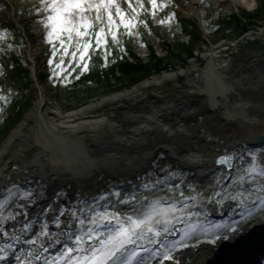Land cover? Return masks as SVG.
I'll use <instances>...</instances> for the list:
<instances>
[{
    "label": "bare ground",
    "instance_id": "1",
    "mask_svg": "<svg viewBox=\"0 0 264 264\" xmlns=\"http://www.w3.org/2000/svg\"><path fill=\"white\" fill-rule=\"evenodd\" d=\"M225 1L233 4L230 11H235L239 6L254 10L257 6L255 0L218 2L225 4ZM199 5L200 0H191L185 14L203 19L204 12L200 11ZM259 33L264 34V29ZM220 48L207 40L205 48L200 47L199 53L192 56L188 67L164 69L129 88L102 94L69 112H64L61 106H50L47 88L39 80L40 64L36 59L39 49H28L31 69L29 95L33 101L0 144V193L14 188L13 185L27 188L29 184L28 188L31 186L33 191L36 188H39L38 191H49L50 198L46 196L48 199L44 201L43 195H35L36 202L30 205L36 208L31 214L19 217L14 228L9 230L5 226L10 235L5 237L0 232V245L14 243L17 252L21 248L27 249L29 246L23 241L40 231L45 224L41 223L44 216L50 234H55L54 238L61 241L46 254L55 255L63 249L65 242L71 243L66 235L69 229L63 223L60 227L53 223L59 210L78 206V201H83L89 207H98L94 199L106 192L119 190L121 198L135 194L137 200L144 197L149 200H179L181 189L185 190L186 195L202 193L203 197L214 196L221 189L233 191L234 179L250 166L251 157L247 153L259 154L264 151V142L259 140L264 135V100L260 101L250 94L264 90V71H245L242 77L232 79L228 73L231 59L218 61ZM248 55L252 63L260 58L256 53L248 52ZM203 59L206 64L201 67L198 60ZM178 78L186 79L187 85L181 87ZM169 82L184 89L186 98L176 97L175 102L165 106L147 105L144 113L136 115L115 112L124 104L143 100L150 91H161ZM101 108L116 109V115L95 117L93 114ZM105 126L108 131L101 133L100 129ZM233 153L237 156L231 160L232 169L227 163L221 165L216 162L219 157ZM240 155H244L243 160L239 158ZM259 160L258 157L257 162ZM149 163L156 166L144 168L143 165ZM260 166L264 167V164ZM166 176L167 182L173 185L171 191L166 188L150 191L141 187L142 184H154L156 179ZM176 184L181 187L176 188ZM64 185L70 188L64 190L61 187ZM84 185L87 187L85 190ZM189 185L195 191L189 190ZM55 195L58 197L54 204L56 207L46 213L48 206L54 203L51 200ZM257 195L264 193H253L251 197L245 194L248 206L244 208L237 201L198 206L195 211L200 212L199 221L214 218L216 221L211 224L222 225L220 229H225L223 235L227 238L212 244V238L205 237L189 244L188 248L174 253L179 264H235L238 258L254 264L249 254L255 246L249 242L257 237L264 240V219L248 225L243 231L238 224L245 220L251 210L259 207L258 202L255 206L251 205ZM75 196L77 198L74 199ZM12 197L15 204L22 201L20 195ZM64 200L73 203V207L66 206ZM118 207L122 215L130 211L125 206ZM90 215L86 213V216ZM23 223H30L34 229L21 231ZM182 225L177 224L176 228L183 229ZM229 225L236 231L232 232ZM13 229L21 237L19 243L12 239ZM72 230L78 231L75 221ZM0 264H16L15 253L6 261H0ZM153 264H159V261L155 260Z\"/></svg>",
    "mask_w": 264,
    "mask_h": 264
},
{
    "label": "snow or ice",
    "instance_id": "2",
    "mask_svg": "<svg viewBox=\"0 0 264 264\" xmlns=\"http://www.w3.org/2000/svg\"><path fill=\"white\" fill-rule=\"evenodd\" d=\"M136 3L139 9H144L142 0H136ZM150 4L153 16L156 15L158 8L167 6L162 3L158 4V0H150ZM127 6L135 15L130 17L118 0H39L32 11L35 13V18L47 29L46 41L52 46V58L54 59L57 52L63 49L60 64L57 65L61 72H53L55 82L59 83L62 72L67 71V68L63 67L64 56L68 54L73 41H75V51L72 53V58L76 62V67L72 68V72H75L77 68L81 73L89 71L88 61L91 59L89 53L93 44L97 51L103 48L106 66L110 54L109 35L113 42L119 43L117 37L120 27L127 30L128 35L131 36L132 30L139 23L137 20L139 12L137 7L133 6L132 0H128ZM174 16L175 13H172L167 21L161 19L159 23H170ZM97 22L103 26L99 28V31H91ZM8 36V29H0V44H3ZM56 42H59V48ZM12 47V44H6V48L11 49ZM4 51L5 47H0V53ZM53 59L49 60L50 64ZM2 67L0 65V69ZM75 78L79 79V76ZM63 79L67 81L68 77L65 76ZM3 98L0 96V99ZM2 111L3 109L0 108V112ZM236 156L235 153L221 156L216 162L221 165L227 163L229 167H232L230 161L236 159ZM247 156L251 157L250 166L234 179L233 191L221 189L215 192L214 196L203 197L202 193L186 195L185 190L181 189L179 200H149L147 197L137 200L135 194L121 198L119 190L106 192L94 199V204L98 207H89L83 201H78V206L71 209L62 207L59 210L53 223L57 227L63 223L69 229L66 235L71 243L65 242L63 249L55 255L46 254L51 247H55L61 241L54 238L55 234H50L48 224L45 223L39 232L23 241L29 246L27 249L21 248L17 252L14 243L0 245V261H6L15 253L16 264H153L157 258H159V264H179V259L174 256V253L188 248L190 246L188 242L193 239L197 231L204 234L213 231V229L202 226L198 219L200 212L195 211L198 206H204L205 203L223 205L226 201H237L240 206L247 207L245 194L251 197L253 193H264V183H261L264 181V167L260 166L264 164V151L259 154L248 152ZM258 157L259 162H257ZM239 158L243 160L244 155H240ZM171 175L174 176L175 173ZM167 181L166 176L163 179H156L154 184H142L141 187L150 191L165 188L171 191L173 185ZM216 183L219 184L220 181L217 180ZM175 187L180 188L181 186L176 184ZM188 189L195 191L191 185ZM113 196L116 197L115 200L112 199ZM217 197L220 199H216ZM21 199L27 200L28 204L36 202L35 195L30 191H24ZM257 202L264 209V195H257L252 201V206H255ZM121 205L129 208L130 211L122 215L118 207ZM27 206L26 204H15L12 196L0 201V232L5 237L10 235L9 231L5 230L7 223L27 216ZM48 211H53L52 205L45 210L46 213ZM86 213L91 215L86 216ZM65 217L66 219L62 220ZM73 221L77 223L78 231L72 230ZM113 222L115 223L114 228L110 227ZM177 224L185 225L179 239L171 241L170 244L162 242V238L167 240L169 235H175ZM31 227L30 223H23L21 231ZM221 227L220 224L213 226L214 229ZM228 227L232 232L236 231L231 225ZM222 238H227V236L213 232L210 243L215 244ZM12 239L17 243L21 241L15 229L12 232ZM156 245L158 247H153Z\"/></svg>",
    "mask_w": 264,
    "mask_h": 264
},
{
    "label": "rangeland",
    "instance_id": "3",
    "mask_svg": "<svg viewBox=\"0 0 264 264\" xmlns=\"http://www.w3.org/2000/svg\"><path fill=\"white\" fill-rule=\"evenodd\" d=\"M219 0H200V11L204 12V17L203 19H201V22L203 24L204 27V32L202 30V32H200V34H204L202 35V39L201 41L198 42V47H204L205 48V43L206 41H211L212 45L216 46H220L221 48L219 50H221V52H219L218 56V61L221 62L222 60H226L227 59H231L232 64H231V68H230V72H228L232 79L234 78H239L242 77L243 73L245 71H247L248 73L251 71H257V70H262L264 71V34L259 33L260 30L264 29V15L260 14L257 15V13L261 12L260 9H256L254 13H250V11L248 9H245L242 6H239L238 9H236L235 11H230L229 8L232 7V3L229 1H225V4H220L218 2ZM257 1V7L261 6V0H255ZM39 0H16V7L14 8L15 10L13 11L9 5L3 1L0 0V29L1 28H9L12 25L13 20L16 21H20L21 20V16L19 14V12L17 11L18 9L20 10L23 5L25 7V5H32L34 3H38ZM118 2L121 4V7L123 9L128 8L127 4H128V0H118ZM143 2V0H142ZM132 3L135 7L137 6L136 0H132ZM179 9L178 11L180 12L181 15H185V12L187 11L188 7L191 5V0H179ZM220 11H222L221 13H224L228 16H230V14L232 15H236L238 14L241 19L242 22L244 24H247L249 27L246 31V33H244V30L239 29L237 27H230L227 28L226 31L224 32L226 34V38L225 37H221L224 36V34H216L211 32V33H207L206 31V26H205V22L207 21L209 23V21L212 19L211 17L215 18V21L218 20L217 17V12L216 9H219ZM261 8V7H260ZM24 13H27L28 11H26V8L23 9ZM249 11V12H247ZM21 13V12H20ZM219 14V13H218ZM247 15H257L255 17H250V19L248 18ZM220 15V14H219ZM251 16V15H250ZM191 19V18H190ZM22 20L25 21V27H27L28 29H30V33L32 35L29 36V43H31V47H35L37 49H39V55H37V61L38 64H40L39 67V80L41 82L42 85H44L47 88V95H49V99H50V106L56 108L58 106H61L63 108L64 112H69V110H72L73 108L76 107V105L74 104L72 98L67 97L66 95H64V89L63 87H58L55 86L54 84H52V82L46 80L44 81L42 79V77L44 75H46L47 71H48V56H49V51H50V45L45 41V33L47 31H45L44 26L35 18V16H30L28 18H22ZM254 24V25H253ZM208 25V24H207ZM103 25H101L102 27ZM136 30V31H135ZM158 30L160 31V35L163 36L165 38L164 42L161 43L160 40L157 39V37L155 36V33H151L150 35L146 33V35H144L147 38H144L142 40L141 38H138L137 36L133 38L132 43L134 42L136 44V56L137 58L144 60L145 62H151V46H153V48L155 49V53L157 55V57L159 58H163L166 57L167 55V45L165 46L166 43L168 44H173V42H180L182 44L186 43L189 44L191 43V41L193 40V35H189V34H176V29L173 28L172 30H170V27L164 23V24H160V26L158 27ZM99 31V30H98ZM133 33L136 32L139 33V31H137V29H133L132 30ZM175 33L176 35H172V33ZM247 33L249 35H247ZM244 34V35H243ZM247 35V37H246ZM110 38V35H109ZM108 38V42L110 41V39ZM204 38V39H203ZM28 47H24L23 49V54L25 55V57L27 58V51H28ZM48 49V51H47ZM248 52L250 53H256L258 55H260V58L255 61L254 63L249 61V55ZM199 50L195 48L194 50V54H198ZM187 55L184 54L182 55L181 60H177V62L174 65H170L172 63H174V60H167L164 64H166V66H168V68H174L176 67H180V65H182L183 63V59L187 58ZM128 60H130V62H137V60L131 55V57H128ZM189 60V59H188ZM188 60L186 62L187 65H185V67H188ZM191 60V59H190ZM198 64L201 67H204L206 64V60H198ZM2 63L4 65L7 66V64L9 63V61L7 62L5 59L2 61ZM157 73V72H156ZM155 74V73H153ZM117 75H121L120 73H118ZM179 79V78H178ZM28 84H29V80ZM112 83H116L115 81H111ZM178 84L181 87H185L187 85V81L186 79L180 78ZM176 83L173 82H169L167 85L164 86V88L161 91L158 92H149L148 97L143 98V100L138 101L137 103H128V104H124L122 105L120 108L117 109V114H125V115H136L139 113H144L143 109L145 106L147 105H152V106H165L168 104H172L173 102H175L176 97L178 98H186L187 96V92H185L184 89H181V87H177ZM101 86V85H100ZM99 84H92L91 87L92 88H100ZM121 86V84L119 85ZM83 90H86V86H81ZM258 92V93H257ZM111 93V92H109ZM26 94V93H25ZM87 92H82L81 96L86 95ZM105 94V93H101ZM250 94L254 95L256 97V99L264 100V90L259 92V91H252L250 92ZM250 96V95H248ZM27 97L29 99V103L26 106L27 108H30L33 98L32 96L27 94ZM100 97V96H99ZM245 97H247L245 95ZM79 105H82L79 104ZM26 108V109H27ZM190 108V107H189ZM114 110L116 109H111V108H106V109H100L98 110L96 113H94L93 115L95 117H101V116H114L116 115V113L114 112ZM149 114V113H147ZM102 131H108V128L102 127L100 129V132L102 133ZM144 168H152L151 166H156L153 163H149L146 165ZM82 184V183H81ZM27 185V184H25ZM29 185V184H28ZM28 185L26 186L28 188ZM64 190H68V188H70L69 186H61ZM60 187V188H61ZM23 188L21 186L19 187H14L9 189L8 191L5 190L2 193H0V201H3L6 197L9 196H22V193L24 191H30L32 192L34 195H36V197H39L41 195H43V200L44 199H48V195H49V191H38L39 188L32 189V187L30 186V188ZM47 188V187H46ZM83 189H87V187H85V185L83 186ZM8 193L10 195H8ZM48 196V197H46ZM50 198V197H49ZM77 198V196L74 197V199ZM24 201L26 202V200L22 201H16L17 205L18 204H26L28 205L26 208L27 213L31 214V212L36 208L33 205H30L28 203H24ZM45 201V200H44ZM55 201H58V197L55 195L52 197L51 202L52 204V208L56 207ZM88 201V200H85ZM64 204L68 207H73V203H71L68 200H64L63 201ZM252 205V204H251ZM242 208H244L243 206H241ZM251 210V209H250ZM207 218V217H206ZM264 219V209H262L260 206L255 208V210H251L249 212V215L246 216L244 221H241L238 224V227L241 228V230H245L247 227H249L248 225H251L253 223H256L257 221H262ZM41 223H47V218H45L44 216L41 219ZM215 219L213 218H207L202 220L201 224H205L204 228H208V229H213V231L208 232L207 234L201 233L200 231H197L193 237L192 240H190L188 243L192 244V243H197L200 240H203V238L205 237H209V238H213V232H215L218 235H223L225 233V229H214L211 223L214 221ZM216 221V220H215ZM216 225V224H215ZM16 226V222L15 221H9L6 225V227L10 230L11 228H14ZM183 228L185 227V225H182ZM34 227H31L30 230H33ZM176 233L175 235H169L167 240H163L162 238V242L166 243V244H170L171 241L173 240H177L176 238L179 236V234L182 232V229L176 228ZM263 237H257L255 240L250 241L249 243L253 244L254 246H257L259 244H262L263 242ZM153 247H158V245L153 246ZM145 255H149V254H145ZM235 259V258H234ZM241 259V258H238ZM237 260V259H236ZM156 261H159V258L156 259ZM219 264H226V262H221Z\"/></svg>",
    "mask_w": 264,
    "mask_h": 264
},
{
    "label": "trees",
    "instance_id": "4",
    "mask_svg": "<svg viewBox=\"0 0 264 264\" xmlns=\"http://www.w3.org/2000/svg\"><path fill=\"white\" fill-rule=\"evenodd\" d=\"M150 3V1H149ZM166 4V7L158 8L156 11V15H152V10L150 8V13H147L144 9L137 10L139 12V16L137 20V26L135 27L139 33H133L131 36L128 35L127 30H125L122 26L118 30V41L119 43H115L109 38L108 49L109 55L107 59V64L105 66L104 60V51L103 48L97 51L95 45L93 44V48L90 49V61L89 62V71L81 73L80 69L77 68L75 72H72V68L76 67V62L73 61L72 53L75 51V41H73L72 46L69 47L68 54L64 56V64L63 67L67 68L66 72H62L60 82H55L53 78V72H61L60 68H57V65L60 64L61 56L63 54V49L57 52L55 58H52V46L50 45V56L48 58V71L46 75L42 77L44 81L48 80L52 82L55 86L63 87L64 95L69 98H72L76 107H79V104H84L90 101L91 98L100 96L101 93H109L111 91L121 90V88H129L133 84H136L142 79L150 77L153 73H160L164 69H168V66L164 64L167 60H174V63L170 64L174 65L177 60H181L182 55L186 54L187 58L183 59V63L180 66H184L187 62L188 58L194 56L195 48L198 49V42L201 41L202 35L198 29V26L193 21L183 20L180 21L178 19V15L176 12V1L175 0H158V4ZM37 4H33L29 10L32 11L34 6ZM151 5V4H149ZM260 11L257 15H264V0H261ZM25 9L23 7L21 11ZM20 11V12H21ZM218 20L215 21L214 17L209 21H206L204 24L206 26L207 33H215L216 34H224L226 38V34L224 33L227 28L232 26L237 27L238 30L242 29L244 32L247 30V24L242 22L241 17L236 14L234 16H228L224 13H221L220 9H216ZM34 13V11H33ZM129 16L135 15V13L127 12ZM175 13V16L172 18L170 23L166 24L170 27V30L173 28L176 29V34H189L193 35V40L189 44H182L180 42H173V44L166 43L167 45V55L166 57L159 58L155 53V49L153 46L150 48L151 50V62H145L137 58L136 56V44L132 40L134 37L141 38L142 40L145 37L146 33H150L151 28L147 25V22L150 19L154 20L155 25H160L159 21L164 19L167 21L168 17ZM220 15H219V14ZM35 14V13H34ZM251 15V16H250ZM247 15L248 18L255 17L257 15ZM24 17L28 16V13H23ZM146 22V23H145ZM25 22L22 21L21 25ZM42 24V23H41ZM208 24V25H207ZM47 31V29H45ZM93 32L97 31L96 25L91 30ZM136 31V30H135ZM9 36L7 40L0 44V47L4 46L5 51L0 53L2 57L10 58V66L9 68H5L2 65L1 75L6 76V81H0V96L4 97L0 99V108L3 109L0 112V143L5 138L6 134L11 130V128L21 119L24 111L26 110V106L29 103V99L27 96H24L25 91L28 88V77L29 70L28 64L26 63L23 54H21L24 47L27 46L24 36H22V32L12 23L11 27L8 28ZM27 32L28 29H27ZM174 32L172 35H176ZM144 37V38H143ZM45 41H46V33H45ZM94 41V36H93ZM144 41V40H143ZM47 42V41H46ZM164 40L162 39L161 43ZM6 44H12L13 47L11 49L6 48ZM57 48H59V42H56ZM131 55L137 60V62H130L128 57ZM53 59V62L50 64L49 60ZM78 59V57H77ZM1 65V64H0ZM71 65V66H69ZM173 67V66H172ZM176 67V66H175ZM174 67V68H175ZM173 68V69H174ZM71 73V75H69ZM120 73L121 75H117ZM79 76V79H76V76ZM67 76L68 79L65 81L63 77ZM111 81H115L116 83H112ZM92 84H99L100 88H92ZM121 84V86H119ZM81 86H86V90H83ZM82 92H87L86 95L81 96ZM21 94V99L19 101H15V95Z\"/></svg>",
    "mask_w": 264,
    "mask_h": 264
},
{
    "label": "water",
    "instance_id": "5",
    "mask_svg": "<svg viewBox=\"0 0 264 264\" xmlns=\"http://www.w3.org/2000/svg\"><path fill=\"white\" fill-rule=\"evenodd\" d=\"M202 30V29H201ZM262 143L264 142V135L259 139ZM231 165L233 166V162H231ZM230 169H232V167H229ZM227 182V181H226ZM217 204V203H216ZM110 227L114 228L115 227V223L113 222Z\"/></svg>",
    "mask_w": 264,
    "mask_h": 264
}]
</instances>
